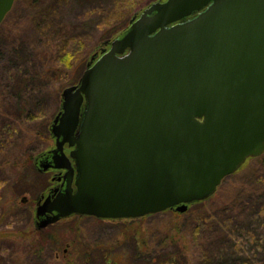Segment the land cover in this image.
<instances>
[{
  "label": "water",
  "instance_id": "water-1",
  "mask_svg": "<svg viewBox=\"0 0 264 264\" xmlns=\"http://www.w3.org/2000/svg\"><path fill=\"white\" fill-rule=\"evenodd\" d=\"M13 3L0 0V23ZM103 44L60 93L35 166L62 182L37 228L182 212L264 152V0H154Z\"/></svg>",
  "mask_w": 264,
  "mask_h": 264
},
{
  "label": "rangeland",
  "instance_id": "rangeland-1",
  "mask_svg": "<svg viewBox=\"0 0 264 264\" xmlns=\"http://www.w3.org/2000/svg\"><path fill=\"white\" fill-rule=\"evenodd\" d=\"M152 1L15 0L0 23V264H65L57 254L61 255L77 235V226H95L89 217L65 218L44 228L35 226V201L49 185L51 173L39 171L32 158L53 145L49 127L59 110L62 89L76 83L90 55L106 39L117 35L134 12ZM56 3L59 8L53 15L66 28L55 40H65L66 49L73 53L68 63L58 65L54 60H61L54 52L50 59L37 56L40 48H46L43 30L47 26L37 27L35 23L40 12ZM49 12L52 16L50 7ZM14 50L19 56L13 54ZM35 69L43 74L38 79L42 83L31 92L20 90L25 100L35 103L28 107L32 117L5 124L15 116L10 82L16 74ZM201 218L209 227L204 239L206 251L208 245L209 252L226 264H264V154L248 159L236 172L225 176L210 198L193 203L187 211L177 214L163 210L148 215L141 220L146 233L137 238L150 242L148 229L159 227L157 234L163 243L170 232L176 241L175 227L189 232ZM109 227L113 235L123 230L116 224ZM183 244L188 249L183 255L191 257L189 250H196L194 245Z\"/></svg>",
  "mask_w": 264,
  "mask_h": 264
},
{
  "label": "flooded vegetation",
  "instance_id": "flooded-vegetation-1",
  "mask_svg": "<svg viewBox=\"0 0 264 264\" xmlns=\"http://www.w3.org/2000/svg\"><path fill=\"white\" fill-rule=\"evenodd\" d=\"M127 25L128 23L126 26ZM126 26L121 29L123 30ZM102 47L108 48V44H104L94 51L97 52L95 59L102 53ZM49 148H46L43 151L41 150L35 154L32 158L33 163L36 164L40 159L38 156L43 154V152L47 151ZM68 149L70 148L65 145L64 151L66 153ZM45 171H49L51 173L50 183L39 194L35 201L36 204L33 215V223H35V226L36 220H38V218L35 216L36 205L41 203L49 192H53L54 189H59L60 183L62 182L61 175L63 170L48 167V169ZM25 200L26 197L24 198V201H22L25 202ZM196 202L199 201L188 203L186 209L182 212L175 210L174 206L165 210H170L177 214L183 213L188 210L190 205ZM151 214L153 213H148L138 217L113 218L99 217L91 214L74 213L65 217H61L57 221L70 217H77L81 220L82 217H89L92 219L91 223L95 224V226H92L93 229H84L83 224L80 223L76 228L77 235L70 242H68L66 247L63 248L61 255L57 254V256H60L65 264H162L164 244L163 238L157 234V229L159 227L152 228L151 230L148 229L149 237L152 239L150 242H146V240L143 239L138 240L137 238L138 234L140 236H144L147 230V227L145 228L143 225L144 221L141 220ZM53 223H49L48 225ZM115 224L123 227V230L117 235L111 234L109 227V225L113 226ZM132 226H136V229L132 230ZM177 240H179L178 237L176 238V241ZM139 241H141V243H139ZM172 241H175V239H172Z\"/></svg>",
  "mask_w": 264,
  "mask_h": 264
},
{
  "label": "trees",
  "instance_id": "trees-1",
  "mask_svg": "<svg viewBox=\"0 0 264 264\" xmlns=\"http://www.w3.org/2000/svg\"><path fill=\"white\" fill-rule=\"evenodd\" d=\"M49 7L52 11V16H50L51 13L49 12ZM49 7L44 12L39 13L40 19L37 17L35 20L37 27H41L42 25L47 26L46 29L43 30L45 31L44 37L47 36L44 43L46 48H40V52H38L37 56L43 59H50L52 58L50 54L54 52L56 56H58V59L60 58L61 60H54L55 64H66L72 58L73 53L69 52L66 49L67 42H65V40H62L61 42H57L55 40L56 36H62L63 28L65 29L66 25H64V22H62L61 20H57L56 15H53L57 12L59 4L56 3L53 6L51 5ZM7 14L5 15V17L7 16ZM5 17L3 20H5ZM13 54L15 56H19L17 55V51L15 50L13 51ZM49 69L47 70V72L49 71ZM40 77H43V74L35 69L31 72H22L18 73V75L16 74V79L14 78L12 82H10L9 86L11 87L12 91H14L13 96L15 102L13 105L14 110L12 111L15 113V116L13 117L11 122L6 121L5 124L17 123L23 118L32 117V115L29 114V108H32V105H34L35 103H31L33 100H25L22 94H20V90L31 92L34 87H37L36 85L38 83H42H40V80H38ZM262 154H264V152ZM204 220V218L195 220V222L191 225L189 232H184L175 227L177 237L179 238V240L177 241H172L170 237V235L172 234L171 232L170 234L168 233L169 235L167 233L165 234V239H167V241L166 243H163L164 249L162 253V264H226L224 260H219L216 256H214L215 254L213 255L211 251L209 252L208 245L206 246L207 251L205 250L204 239L207 237L206 231L209 227L207 226V224H205ZM183 243L194 245V249L196 250H189L190 252L192 251L193 254L191 257L183 255L188 252V249L183 246ZM166 246H169L168 248H174V251H167L168 248ZM177 247L179 248L175 250V248ZM213 253L215 252L213 251Z\"/></svg>",
  "mask_w": 264,
  "mask_h": 264
}]
</instances>
